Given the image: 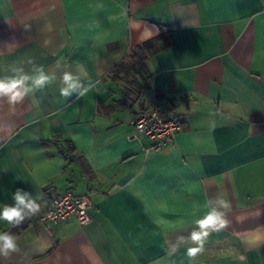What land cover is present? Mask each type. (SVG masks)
Returning <instances> with one entry per match:
<instances>
[{
    "label": "crops",
    "instance_id": "obj_1",
    "mask_svg": "<svg viewBox=\"0 0 264 264\" xmlns=\"http://www.w3.org/2000/svg\"><path fill=\"white\" fill-rule=\"evenodd\" d=\"M148 41L136 94L112 70ZM33 64L57 79L0 100V209L20 188L40 211L0 220L20 249L0 264H264V0H0V77ZM78 68L93 87L62 96ZM153 98L181 125L161 152L128 137ZM66 191L91 192L90 222L39 223ZM218 198L227 223L190 255Z\"/></svg>",
    "mask_w": 264,
    "mask_h": 264
},
{
    "label": "clouds",
    "instance_id": "obj_2",
    "mask_svg": "<svg viewBox=\"0 0 264 264\" xmlns=\"http://www.w3.org/2000/svg\"><path fill=\"white\" fill-rule=\"evenodd\" d=\"M60 66L58 62L56 68ZM83 76H86V72L81 68H78L76 73L64 70L60 77L62 84L60 94L64 97H70L74 93L79 96L85 95L93 85L85 86L81 79ZM56 79V73L47 71L43 66L33 64L31 72H26L23 67L14 68L11 76L0 77V100H4L9 106L10 112L15 114L16 106L22 104L31 93L37 89L45 88L55 82ZM12 200L11 205L0 209V220L7 221L10 227H18L26 218H30L40 211V204L37 203V199L23 189L17 188ZM214 203V207L210 205L208 214L197 221L200 230L191 233L190 239L197 242L200 247L190 248V255H194L202 249L204 240L208 235L207 229L217 225L224 227L227 223L225 215L226 210L230 208L229 203L220 198ZM19 251L16 235L11 231H0V258L7 259Z\"/></svg>",
    "mask_w": 264,
    "mask_h": 264
},
{
    "label": "built area",
    "instance_id": "obj_3",
    "mask_svg": "<svg viewBox=\"0 0 264 264\" xmlns=\"http://www.w3.org/2000/svg\"><path fill=\"white\" fill-rule=\"evenodd\" d=\"M130 126L133 132L128 137L135 138L137 134H143L151 143L148 150L153 152H161L165 146L173 144L181 130L180 123L175 118L166 117L154 98L148 111L132 115ZM91 206V192L83 195H75L71 191L58 193L49 199L38 222L48 225L74 219L83 226L90 222Z\"/></svg>",
    "mask_w": 264,
    "mask_h": 264
},
{
    "label": "trees",
    "instance_id": "obj_4",
    "mask_svg": "<svg viewBox=\"0 0 264 264\" xmlns=\"http://www.w3.org/2000/svg\"><path fill=\"white\" fill-rule=\"evenodd\" d=\"M153 41L145 42L139 45L133 52L129 54L126 60L119 63L113 70L112 75L116 80L124 82L128 87H131L132 92L139 94L146 85L140 84L135 75L143 68L144 62L149 54L153 53L157 48L152 47Z\"/></svg>",
    "mask_w": 264,
    "mask_h": 264
}]
</instances>
